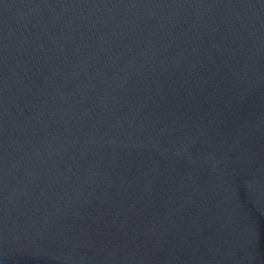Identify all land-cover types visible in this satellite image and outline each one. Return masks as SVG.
I'll return each mask as SVG.
<instances>
[{
    "label": "water",
    "instance_id": "water-1",
    "mask_svg": "<svg viewBox=\"0 0 264 264\" xmlns=\"http://www.w3.org/2000/svg\"><path fill=\"white\" fill-rule=\"evenodd\" d=\"M0 264H264V0H0Z\"/></svg>",
    "mask_w": 264,
    "mask_h": 264
}]
</instances>
